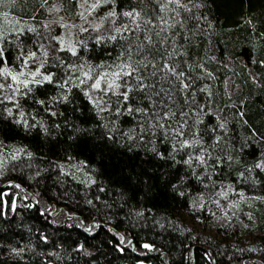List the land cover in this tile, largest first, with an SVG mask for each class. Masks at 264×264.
Returning a JSON list of instances; mask_svg holds the SVG:
<instances>
[{"label":"trees","instance_id":"trees-1","mask_svg":"<svg viewBox=\"0 0 264 264\" xmlns=\"http://www.w3.org/2000/svg\"><path fill=\"white\" fill-rule=\"evenodd\" d=\"M52 2L66 18L77 10V0L3 9L32 25L0 38L10 70L40 49ZM132 10L135 23L123 15ZM98 11L140 27L115 40L82 36L76 55L46 57L51 82L0 103V264H264V0H101ZM130 45L134 61L156 65L140 67L154 86L126 102L106 95L99 113L82 68L115 66ZM223 188L241 193L238 213L251 224L214 221L207 206Z\"/></svg>","mask_w":264,"mask_h":264},{"label":"rangeland","instance_id":"rangeland-1","mask_svg":"<svg viewBox=\"0 0 264 264\" xmlns=\"http://www.w3.org/2000/svg\"><path fill=\"white\" fill-rule=\"evenodd\" d=\"M16 3V0H0V38L6 36L12 37L24 30H32V25H26L19 22V19L11 16L3 11L8 9L9 5ZM93 5H98L92 7ZM101 5V0H77V10L72 18H66L63 15L61 6L57 2H52L48 6L45 5V19L41 23V32L45 36L43 44L40 49L33 53L20 58L19 67L17 70H10L4 65L3 56L0 55V84L4 85L0 88V103H12L20 95H22L27 88L36 82L44 81L43 77V62L50 54H55L57 51L69 50V45L77 49L81 42H84L82 36H91L93 39L105 40L109 36H118L116 29L119 27L115 23L114 17H110L105 11H98ZM121 28V27H119ZM103 37V39H101ZM85 39V38H84ZM71 52V51H70ZM5 70L7 72L5 73ZM115 66L103 69L82 68V86L87 93L91 103L94 105L99 113L106 111L108 106L105 103L106 95H119L125 91L124 87L119 89H109L108 84L112 82L110 76H104L100 80V88L92 87L96 79L103 76L105 73L117 71ZM39 72V75L33 77V74ZM23 73V75H20ZM87 73V75H85ZM18 77L17 81L12 80V76ZM91 77V79L88 78ZM29 81L28 87H24L23 81ZM123 78L116 82L123 85ZM19 88L20 91H15ZM228 91L231 95L236 93V88L233 87L231 81L227 84ZM73 171L82 172L80 169ZM241 198V193L230 188H223L218 191L216 196L207 209H210L213 214L214 221L224 223L232 218H240L244 222L251 224L248 217L242 218L238 213V201Z\"/></svg>","mask_w":264,"mask_h":264},{"label":"snow or ice","instance_id":"snow-or-ice-1","mask_svg":"<svg viewBox=\"0 0 264 264\" xmlns=\"http://www.w3.org/2000/svg\"><path fill=\"white\" fill-rule=\"evenodd\" d=\"M109 2H114V0H109ZM173 2V0H169V3ZM176 4L179 5V0H175ZM98 5H93L92 7H96ZM167 8V5H164L161 8V11H164ZM110 17H114L117 15V13L115 11H110L108 14ZM124 16L129 17L134 23L136 22L137 18L139 17V13L136 12L135 10L132 11H127L123 13ZM160 19V21L162 23H167L166 20H164L163 17H158ZM145 24H152V21H145ZM140 24L136 23V29H139ZM153 27H156V25H153ZM136 29H131L129 28L127 25L123 26V28H117L116 32L118 34H121V36L123 37V33L124 32H134ZM161 31H163V29H161ZM159 34V33H158ZM117 37L115 35L113 36H109L108 39L110 40H115ZM101 39H103V37H101ZM146 41H148L149 44L153 43L152 37L150 35H146L144 38ZM144 48V42L141 41L140 44L138 45L137 48V54L139 53V50H142ZM63 50V49H61ZM69 50L72 52L73 55H76V49L75 47L69 45ZM3 52L2 50H0V55H2ZM33 56L35 55L34 53L32 54ZM120 62L117 63L115 65V67L118 69L117 71L111 72V73H105L103 76H101L100 78L96 79L95 83L92 85V87L99 89L100 88V80L104 78V76H110L112 78V82L108 84V88L109 89H119L121 87L125 88V91L119 93V95H121L123 97V100L126 102L128 100V96L129 93H131L133 91V89L135 88L136 91H143L145 88H151L154 85H148L144 83L145 80V76L142 75L140 73V67L142 66L144 69H147L150 65L153 69L156 68V65L153 64L151 61H148L147 63H145L146 60V56L145 57H141L140 60H133V48L130 45L127 49L126 52H121L120 56L117 58ZM162 69H167L168 71L172 72L174 75H177L178 78L179 76H182L183 73H175V66H169L167 63L163 64L161 66V70ZM7 72V70H5V73ZM156 72H152L151 75H155ZM20 75H23V73H21ZM36 75H39V72L37 71L36 73L33 74V77H35ZM87 75V73L85 74ZM124 77H130L131 80H124L123 85L117 83V80H120ZM13 81H17L18 77L13 75L12 77ZM89 79H91L90 76H88ZM43 80L51 82L52 81V76L51 75H45L43 77ZM131 81H135V83H132ZM36 83H40V81H33ZM83 82V81H82ZM29 81L25 80L23 81V85L24 87H28ZM190 85L187 83L183 84L184 88H188ZM4 85L0 84V88H3ZM15 91H20L19 88L15 89ZM87 95V93H86ZM148 96V98H151V94H146ZM155 95H159V93H155ZM65 99H67L65 97ZM127 111L131 112L132 108L129 107L127 109ZM137 112H144L146 111L145 109L142 108H137L136 109ZM174 114V113H173ZM9 115H11V110H9ZM153 115H157V113H153ZM167 118V114L164 117H161L160 119H166ZM152 127H157V125H152ZM159 127L163 128L164 125L162 123L159 124ZM171 125H168V128H171ZM183 127V124L180 125V128ZM176 132L177 135L181 134L179 129H175L174 130ZM154 135V133H153ZM188 142L184 141L183 142V146H187ZM201 162H203V157L200 158ZM258 167L264 166V165H257ZM145 247H148V245H144Z\"/></svg>","mask_w":264,"mask_h":264}]
</instances>
